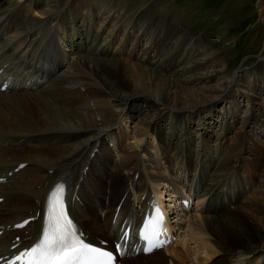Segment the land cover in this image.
Segmentation results:
<instances>
[{"label": "bare ground", "instance_id": "bare-ground-1", "mask_svg": "<svg viewBox=\"0 0 264 264\" xmlns=\"http://www.w3.org/2000/svg\"><path fill=\"white\" fill-rule=\"evenodd\" d=\"M155 7L152 0H0V82H10L0 91V258L42 234L48 196L63 180L69 214L89 240L121 243L118 264H264V194L225 188L229 171L251 157L258 168L249 187L261 182L264 192L261 138L232 130L264 117V68L238 79L246 90L236 92L222 53L211 70L212 47ZM90 19L89 41L81 26ZM125 41L141 55L135 62L102 49ZM235 94L250 101L242 117ZM219 99L232 107L220 112ZM219 121L215 155L205 124ZM153 192L171 210L175 239L144 255L131 247L136 237L121 241L119 233L124 223L143 222ZM184 196L190 206H175Z\"/></svg>", "mask_w": 264, "mask_h": 264}, {"label": "rangeland", "instance_id": "rangeland-1", "mask_svg": "<svg viewBox=\"0 0 264 264\" xmlns=\"http://www.w3.org/2000/svg\"><path fill=\"white\" fill-rule=\"evenodd\" d=\"M152 1L154 7L156 5L154 12L157 16H160L161 13L170 16V19L173 23L181 26L185 31L189 30V32L191 33L198 32L200 38H202L204 42H206L208 45L212 47L209 50L212 60L209 62V66H211L210 67L211 70L217 69L218 66L217 64H219V61L215 60V58L212 56H215L214 53L217 51L222 53L221 62L223 68H225V79L227 82L231 83L232 87H234L235 90H237L236 92H241L246 90V88L242 87V90L239 91L241 85H239L238 79L244 78L247 81L251 80L253 79V76L250 78L249 74L253 70L264 68V0H152ZM261 6L263 7V9L261 8ZM37 15L35 14V17L42 19L44 18V15L40 14L39 12H37ZM40 15L42 17H40ZM93 24L95 25V18L93 20ZM105 26L106 25H104L103 28H105ZM81 29L83 30L84 33L87 30H90V34L88 37V40L90 41L92 39L91 19L85 25L81 26ZM34 32H37V30H35ZM131 42L133 41L110 42L107 44L106 47L102 49L107 50L110 56L113 54L119 57L128 56L129 58L132 59L131 62H135L134 58L137 56L136 54L138 53L135 49L132 48ZM99 44L100 43L93 44V49L95 50ZM85 46H87L86 43ZM64 48H67V46H65ZM127 48H129L130 50H128ZM187 49H191V48H189L188 46ZM193 50L194 48H192L191 52ZM138 55L141 56L140 54ZM245 82L246 81H244V83ZM258 92L260 93V90ZM246 98L247 97L241 94H235L231 97V99H235L237 102L239 100L241 101V105L239 104L236 107H233L241 117L245 115L244 111L245 110L247 111L246 108L247 103L250 102V101L247 102ZM230 107L232 106H230V104L227 101L222 102V99H219L214 108L222 112L224 109L226 108L229 109ZM216 117L215 120H217ZM221 118L222 117H220L219 120H221ZM128 120L130 121V119ZM223 120L224 121L228 120L231 126H234L235 120L231 118L228 119L226 117V114ZM243 125L244 124L240 126V124L237 123V125H235L232 128V130L237 131V135L239 138L244 139L242 133L245 136L246 135L249 136V134H251L252 136L256 135L261 138L258 141L261 142L262 145L264 144V135H262V133L264 132L263 116H261L259 119L255 120L254 122L248 124V126L245 127V129L242 128ZM220 126H222L220 125V121L218 122L217 125L214 122L210 126L208 123L205 124V127H208L209 129V137H208L209 143L208 144L205 143V144H207L206 146H208V148L211 147L209 148L211 151L214 150L215 155L217 150H219L220 146L214 143L216 137L214 136L213 132L214 131L219 132L221 130ZM232 135L233 134L231 135L228 134L229 139H227L225 143L223 142L225 147L233 142L232 140L230 141L231 139L230 137ZM150 140L153 143L157 141L156 138H151ZM198 141L200 142L199 145H203L201 138H198L196 140V142ZM251 141L254 142V140ZM258 141L256 140L254 143ZM249 142L250 140L248 141V143ZM113 147L111 148L113 149ZM200 158H201V154L199 155L198 159L201 160ZM261 158L264 159L263 152H261ZM255 164H257V162L254 160V158L244 157V160L241 162L240 170L236 174L234 172L229 171L228 179H227V182L229 180V184H225V188L227 187L228 189H232L233 191L237 188L236 193H238V189H241L242 193L241 195L239 194V197L240 196L243 197L246 194L245 192H247L246 194L247 196H251V194H253L254 192L258 193L259 195L261 194L262 196L264 192L260 184L261 182H258L257 185L252 190V188L249 187V183L251 182V180L249 177L245 175L246 173L244 172V171H251V173L256 174L257 173L256 170L258 167H255ZM138 172H141V170H138ZM260 178H262L261 175ZM244 188H246V191H244ZM98 200L99 199L96 200V203ZM100 213L103 216L105 214V210H101ZM90 215L91 213L88 211L85 213V216H90ZM244 219H246L247 221L246 224L249 227H251L252 224L250 223H252L253 219L251 220L247 218L246 215L244 216ZM141 258L142 261H144V257Z\"/></svg>", "mask_w": 264, "mask_h": 264}, {"label": "snow or ice", "instance_id": "snow-or-ice-1", "mask_svg": "<svg viewBox=\"0 0 264 264\" xmlns=\"http://www.w3.org/2000/svg\"><path fill=\"white\" fill-rule=\"evenodd\" d=\"M63 191V185L58 184L48 196L42 235H38L36 242L30 247L19 252L14 261H19L20 264H112L111 253L85 244L80 239L77 225L66 211ZM162 221L163 213L158 211L157 224L160 227ZM158 234V230H154L152 235L144 236L149 243L145 251H151L157 246L154 240ZM14 261H10V264H14Z\"/></svg>", "mask_w": 264, "mask_h": 264}]
</instances>
